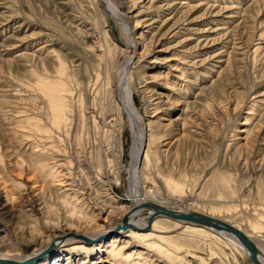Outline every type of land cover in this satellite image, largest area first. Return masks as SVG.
I'll use <instances>...</instances> for the list:
<instances>
[{
  "label": "rangeland",
  "instance_id": "obj_1",
  "mask_svg": "<svg viewBox=\"0 0 264 264\" xmlns=\"http://www.w3.org/2000/svg\"><path fill=\"white\" fill-rule=\"evenodd\" d=\"M111 1L124 26L105 1L0 0V252L110 233L133 205L132 126L117 93L129 60L128 97L148 133L144 197L215 210L264 246V0ZM43 79L72 90L66 125L53 126ZM163 223L207 264H252L232 244ZM92 244L33 264H203L185 253L172 262L122 231Z\"/></svg>",
  "mask_w": 264,
  "mask_h": 264
},
{
  "label": "bare ground",
  "instance_id": "obj_2",
  "mask_svg": "<svg viewBox=\"0 0 264 264\" xmlns=\"http://www.w3.org/2000/svg\"><path fill=\"white\" fill-rule=\"evenodd\" d=\"M100 1L102 3H104V1L108 3V7H109L110 11L112 12L113 16L116 18V20L122 26H124L125 22H126V17L118 9V7L115 6L111 0H100ZM124 32L129 35V40L131 42L130 37H131L132 33L129 30H127L125 27H124ZM133 43H135V42H133ZM130 63H131V60H129L125 64L123 72L121 73V75H119L120 77L117 79V93L119 94V92H120L119 100H121L126 112L128 113V116H129L130 122H131V126H132V134H133V146H132V150H131V158H132L133 164H132V171H131L132 175H131L130 187H129L130 188V198H131L133 205L128 209V211L124 214V216L127 213H129L135 205H140L143 202L148 201L144 197L143 189H142L141 182H140V179H141L140 172L138 170L141 167V164L148 161V159L150 157L148 152L144 151L145 155H143V158H142L140 164L138 165V158L140 156L141 148H142L143 144H145V148L147 145L148 133L146 130L143 129L144 125L138 119L137 112L133 108V105H132L131 100H130V98L132 99L130 92H129L130 98L128 97L127 86L129 85V82H128L129 78L127 79V73H128L127 70H128V66ZM61 71L63 72V70H61ZM37 87H38L39 92H41V94L47 99V101L49 103V105H48L49 106V113H50V118H51V122H52L53 126L55 125L58 128L64 124L66 125V122L68 120V115H67L68 94L71 95L70 93L72 90L65 84L64 81H62V79H57V80L43 79V80H40ZM69 98H70V96H69ZM37 120H39V119H37ZM37 120L32 119V120H27V121L30 122V124H33V125L35 124L36 126L35 125L34 126L41 130L43 127L40 125V123H39L40 121L38 122ZM32 126H31V128H32ZM145 129H146V127H145ZM43 130H45V129H42L41 131H43ZM41 131H40V133H41ZM38 132H39V130H38ZM50 176L55 177L56 173H51ZM222 180L224 181L225 179L223 178ZM168 186L171 187L174 192L179 194L177 199H181L180 198L181 195L184 194V187L181 186L180 184L172 181V180L168 181ZM69 189H72V188L70 187ZM173 194H175V193H173ZM156 196H157V198L160 197L157 194L155 195V197ZM175 196H176V194H175ZM66 198H68V197H66ZM72 198H74V197H72ZM157 198H154V200L151 202H155L161 206H165L162 203H160V201ZM76 199H78V198H76ZM148 202H150V201H148ZM173 209H176V208H173ZM178 210H182V209L178 208ZM192 211L199 212L196 209H192ZM151 213H152V210L150 208H146V207L138 208L136 211H134L133 213H131L129 215V217H128L129 225H128L127 229L122 230V232L126 236H131V237H135L136 239H139L143 244L148 246L149 249L152 248V249H155V250L163 253L167 258L171 259V261H172V259H174L175 261H177V260L180 261L183 259L185 260V255L182 256L183 253L190 254V256H193V257H197L199 255L195 251H192L193 248L190 247L192 245L183 243L181 241V239H179L178 237L174 238L173 236H170L166 232L162 231L163 229H166L168 227V226H166V227L159 226V224H161V225L164 224L163 223L164 220L173 223L175 225V227L181 226V225H186L185 227L189 231L187 234L185 233L186 235H190L192 237L200 236V237H204V239H206V240H208V238H212V239L217 238V240H220V241L223 240L224 242L232 244L241 252V254H243L249 258V254H248V251L245 248V246L231 233H228V232H225L222 230L216 231L215 229L207 228V227H204L203 225H200V224L190 223V222H186V221H182V220H175V219L167 218L164 216L156 217L152 221L151 225H148ZM202 213L209 215V216H212L214 218L226 221L228 223H231V224L235 225L236 227L240 228L241 230H243L238 224H235L232 221H230L229 219H226L223 216H220L218 214V212H216L215 210H211L210 212H202ZM124 216L121 218V220L119 222L120 225L123 224L122 219L124 218ZM244 232H246V231H244ZM247 234L256 241L255 237L252 234H250V233H247ZM84 235L89 237V238H97L102 234L100 233V234H84ZM74 238H77V237L69 238L68 240L63 241L61 244H58L59 246L57 245L52 251L49 252V254L52 253L53 251H56L59 247H62V245H63V247H68V246H72V245L76 244V245H74L76 247L72 246L73 247L72 249H74V250L83 249L87 252L90 250H96L100 246V245L98 246L97 244H95V245L92 244L93 242L87 243L84 240V238H78L81 242L75 240ZM118 239H119V236L118 237L116 236L109 242H111V243H113V245H115V243L118 241ZM193 239L195 240V238H193ZM199 239H202V238H199ZM136 241H138V240H136ZM220 241H217V242H220ZM257 244H258V247L260 248V251L262 253V260L264 261V246H262L258 242H257ZM206 245H208V244H206ZM208 247H209L210 251L212 252L211 256L214 257L215 254H217V253L215 251H213V249L210 248V246H208ZM198 248H200V246ZM195 250H196V248H195ZM113 251L115 253H117L116 255L123 256L121 254V249L119 251H116L115 249H113ZM38 252H40V251H36L34 254H36ZM49 254H47V255H49ZM46 256H44V257H46ZM28 257L13 255V254L5 253V252H0V258L10 259V260L19 261V262L25 260ZM44 257L38 259L35 262L40 261ZM199 257H201L203 264H207V262H208L207 258H204L203 256H199ZM129 258H131V257L130 256L127 257V259H129ZM252 264H253V262H252Z\"/></svg>",
  "mask_w": 264,
  "mask_h": 264
},
{
  "label": "water",
  "instance_id": "obj_3",
  "mask_svg": "<svg viewBox=\"0 0 264 264\" xmlns=\"http://www.w3.org/2000/svg\"><path fill=\"white\" fill-rule=\"evenodd\" d=\"M144 151H145V144H143L141 148L140 156L138 158V165L140 164L143 158ZM144 207L150 208L152 210L148 225H151L152 221L156 217L164 216V217L172 218L175 220H182V221H186L190 223L200 224V225H203L204 227L215 229L216 231L222 230V231L231 233L245 246V248L248 251L249 258L253 262V264H264V261L262 260V253L260 251V248L258 247L257 242L252 237H250L246 232L236 227L235 225L228 223L226 221L214 218L212 216L200 213V212H196L192 210L187 211V210H178V209L168 208V207L161 206L151 201L150 202L146 201L140 205H135L131 209V211L127 213L122 219L123 224L121 225L119 224L118 226H116L115 229L110 233L103 234L97 238H89L85 236L84 234H76L75 232H69L67 233V237L84 238V240L87 243L99 242L102 239L110 238L114 234H117L120 231L127 229L129 225V222H128L129 215L133 213L134 211H136L138 208H144ZM56 241L50 244L48 247L44 248L42 251L32 256H29L28 258H26L25 260L21 262L0 258V264H32L38 259L49 254V252L52 251L57 246Z\"/></svg>",
  "mask_w": 264,
  "mask_h": 264
}]
</instances>
